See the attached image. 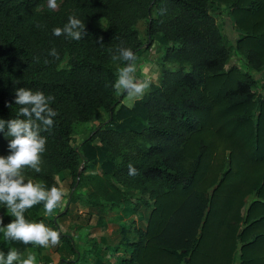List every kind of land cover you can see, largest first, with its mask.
Instances as JSON below:
<instances>
[{"label": "trees", "instance_id": "obj_1", "mask_svg": "<svg viewBox=\"0 0 264 264\" xmlns=\"http://www.w3.org/2000/svg\"><path fill=\"white\" fill-rule=\"evenodd\" d=\"M56 3L50 9L48 0H0V118L17 116L15 88L54 97L41 172L24 174L58 187L67 201L50 215L43 202L24 214L60 234L56 264H264V95L257 92L264 83V0ZM216 8L228 9L236 44H228ZM72 14L85 22L86 35L54 36ZM158 33L165 47L158 80L128 107L126 93L112 87L124 63L112 57L121 43L137 57ZM235 50L248 70L227 67ZM99 110L107 120L74 145L76 125L94 124ZM4 132L0 155L7 156ZM129 163L137 175L128 174ZM81 201L97 210L100 234L95 226L84 236L62 229ZM120 210L125 218L105 217ZM0 213L6 225L14 219L3 204ZM110 223L117 228L109 231ZM34 247L6 240L0 230V252L18 250L23 260Z\"/></svg>", "mask_w": 264, "mask_h": 264}, {"label": "clouds", "instance_id": "obj_2", "mask_svg": "<svg viewBox=\"0 0 264 264\" xmlns=\"http://www.w3.org/2000/svg\"><path fill=\"white\" fill-rule=\"evenodd\" d=\"M48 7L55 9L56 0H48ZM39 27V25H37ZM54 36L64 35L66 38L80 40L86 35L85 22L75 14L69 15L63 27L52 30ZM102 39V38H101ZM118 55L113 60L124 63L117 71V78L112 84L116 93H126L129 101L128 107L144 97L151 87V80L138 79L137 57L130 47L123 43L117 48ZM49 55L59 58V52L52 48ZM47 62V61H46ZM14 104L20 106L15 118L4 120L0 118V132H4L9 139V154L0 155V204L10 210L14 217L7 225L0 217V230L4 238L9 241L21 242L25 245L34 244L41 247L56 246L60 242L57 230L47 227L42 222L28 221L25 211L43 202L45 215H50L54 209L61 205L63 192L56 186L46 189L44 185L26 179L25 169L41 172L42 154L46 151L47 138L42 135L54 126L57 112L50 106L54 97L45 95L43 91L32 90L26 87L14 89ZM9 104L8 106L10 107ZM128 174L137 175V169L129 163ZM36 264V257L29 255L20 259L18 250L9 249L6 253L0 252V264Z\"/></svg>", "mask_w": 264, "mask_h": 264}, {"label": "rangeland", "instance_id": "obj_3", "mask_svg": "<svg viewBox=\"0 0 264 264\" xmlns=\"http://www.w3.org/2000/svg\"><path fill=\"white\" fill-rule=\"evenodd\" d=\"M223 6V5H222ZM214 16H216L217 21L219 25L222 27L223 33L225 36H227V42L229 45L231 44H236V38L239 36V33L236 29V26L233 24L232 17L229 14L228 9L225 8H216L215 11H213ZM138 28L141 32V37L143 38L144 42H148V36H147V23L146 21L142 20L138 23ZM161 43V34L158 33L156 34L155 37V43L152 46L151 49L146 50L144 53H140L137 56L136 64H137V71L135 73L136 77L138 79H149L151 80V84L153 82H157L158 80V63L159 59L164 53L165 47L159 44ZM162 44V43H161ZM147 45V44H146ZM232 65H237L243 70H248V66L246 64L245 57L242 58L240 53L235 50L232 55L231 63L227 65V67H231ZM262 74L255 75L256 78H260ZM257 92L258 94H263L264 95V83L261 84L259 83V86L257 87ZM121 94V93H119ZM118 94V96H119ZM126 102H131L129 101L128 97L125 98ZM108 118V115L105 111H98L95 117V123L93 122H88V123H81L77 124L74 134H73V139L72 143L74 145L79 144L82 142V140L86 137V135L94 129L98 123L106 121ZM86 125V126H85ZM82 129V132H81ZM84 133L86 135H84ZM93 172L99 171L98 166L95 169H92ZM64 185V183H62ZM64 192L66 190L64 189ZM67 198L62 199L61 201V208L65 207ZM97 210L96 209H91L85 202H79L76 206H71V213L67 218H65L62 223L61 227L64 231L69 232L73 236H84L85 232L87 233V230L95 226V232L94 234L98 235L102 232L101 227H97ZM93 212V214H91ZM123 214V217L125 218V212L123 213L122 210L120 212L116 213L113 211L112 213H109L106 215V218H115V216ZM127 216H130V214H127ZM126 216V218H127ZM0 217H3V224L6 225L5 223V218L6 216L2 215L0 213ZM125 220V219H123ZM122 220V221H123ZM139 223H143L142 220H139ZM79 225L83 228L81 231H79ZM117 226L114 225L113 223L108 224V230L112 231L116 229ZM93 230V231H94ZM38 245H35L33 249L27 250L24 255L23 259H26L29 255H34L36 257V264H44L45 262L47 264H56L60 260V254L61 250L56 248L55 246H48L44 247L42 251H38L37 249ZM75 257V256H74ZM95 261V257H91V262Z\"/></svg>", "mask_w": 264, "mask_h": 264}]
</instances>
